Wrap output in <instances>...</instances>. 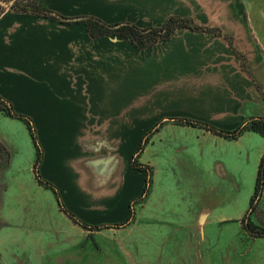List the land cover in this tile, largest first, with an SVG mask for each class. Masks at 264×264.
<instances>
[{
  "label": "crops",
  "instance_id": "0c3cea01",
  "mask_svg": "<svg viewBox=\"0 0 264 264\" xmlns=\"http://www.w3.org/2000/svg\"><path fill=\"white\" fill-rule=\"evenodd\" d=\"M40 1L58 20L10 8L0 14V98L33 123L44 154L41 177L69 212L100 230L123 228L130 216L147 214L137 216L136 206L157 194L156 179L168 178L177 158L183 170L196 172L186 173L193 182L177 183L183 192L193 190L200 203L208 189L215 195L216 179L230 173L207 140L238 143L253 132L229 140L199 124L233 131L264 117L254 77L262 52L247 0ZM86 17L142 29L180 18L205 30L178 29L171 39L140 49L118 36L90 37L81 20ZM187 120L195 125L182 122ZM19 121L0 110V145L9 156L0 164V196L9 187H36V194L22 196L30 220L50 189L37 179V158L17 161L23 149ZM134 157L150 169L145 195L146 175L132 167ZM56 201L61 216L78 228Z\"/></svg>",
  "mask_w": 264,
  "mask_h": 264
},
{
  "label": "rangeland",
  "instance_id": "374dc122",
  "mask_svg": "<svg viewBox=\"0 0 264 264\" xmlns=\"http://www.w3.org/2000/svg\"><path fill=\"white\" fill-rule=\"evenodd\" d=\"M247 2L255 44L262 52L260 59H255L254 77L264 101V0ZM19 124L23 149L17 161H35L37 148L31 132L24 121ZM207 142L208 150L221 151L230 173L229 178L216 179L215 195L208 189L206 201L200 203L193 190L183 192L177 183L193 182L186 173L196 172L183 170L184 164L177 158L173 164L176 170L168 178L156 179L157 194L136 206L137 216L142 210L147 214L139 219L134 215L129 224L116 230L89 233L67 223L51 189L44 194L41 207L32 208L29 220V211L22 209V196L36 194L37 188L9 187L8 195L0 196V264H264V236L259 234L264 230V194L250 210L264 138L247 133L238 143ZM8 157L0 145V164ZM167 187L171 188L168 193ZM204 207L207 212L195 218L198 208ZM245 218L258 227L256 232L248 228L247 219L243 223Z\"/></svg>",
  "mask_w": 264,
  "mask_h": 264
},
{
  "label": "trees",
  "instance_id": "16d2710c",
  "mask_svg": "<svg viewBox=\"0 0 264 264\" xmlns=\"http://www.w3.org/2000/svg\"><path fill=\"white\" fill-rule=\"evenodd\" d=\"M3 10L4 8L0 6V14L3 12ZM10 10L17 12V13L33 14V15L44 16V17H48L54 20H58V18L53 15V12L49 10L46 6H44L40 0H14L10 6ZM81 20L86 25L88 29V33L90 37L92 38H99V37L108 36V35L118 36L132 43L133 45H135L136 47L140 49H145V48L154 46L160 41L171 39L178 29H190L192 31L205 30L204 28L196 26L192 20L180 19V18H170L160 28H145V29L139 28L133 24H122V25L111 26V25H108L102 22L101 20L97 18H92V17L82 18ZM0 110L8 117L18 118L24 121L26 125L28 126L31 132L32 138L34 140V143L36 145V148H37V160L35 164V172H36V176H37V179L40 185L48 189H51L53 191V193L56 196V199L58 200L60 207H62V210L66 214H68L74 222L78 223L80 226H82L84 229H87V230H92V231L100 230L101 229L100 227L89 226L88 224L79 220L74 214L69 212L66 209V207L62 204V201L55 187L49 182L42 179L41 174H40V165H41L44 154H43L41 147L39 146L38 137H37L36 130L34 128L33 123L25 116L16 113L14 108L8 105L1 98H0ZM182 122L188 125H195V123H193L190 120L182 121ZM196 124H199V123H196ZM199 125H203L212 133L217 134L229 140H237L242 135H244L246 132H253L264 138V117L251 118L246 124L239 126L233 131L220 130L206 123L204 124L201 123ZM143 147L144 145L140 146L138 150V154L143 149ZM133 159L134 160L132 161V167L136 170L143 171L146 175V179H145L146 185H145V189L143 192V195H145V193L149 189V184H150L149 168L142 166V164L138 162V158L134 157ZM263 189H264V154L260 162L254 194L252 195V198L250 201L251 211L255 209V204L258 198L262 195ZM131 217L132 216H130V220H128V222L131 221ZM246 219L248 222L247 223L248 228L256 232L258 227L254 225L250 221V219L248 218L243 219V223L244 224L246 223ZM259 234L264 236V230L260 231Z\"/></svg>",
  "mask_w": 264,
  "mask_h": 264
},
{
  "label": "water",
  "instance_id": "95a60500",
  "mask_svg": "<svg viewBox=\"0 0 264 264\" xmlns=\"http://www.w3.org/2000/svg\"><path fill=\"white\" fill-rule=\"evenodd\" d=\"M0 6H1L2 8H4V9H9L10 6H11V4H10V2H8V1H6V0H0ZM53 15L59 18L58 15H56V14H54V13H53ZM61 19H62V20H66V19H64V18H61ZM67 21H72V20H67Z\"/></svg>",
  "mask_w": 264,
  "mask_h": 264
}]
</instances>
